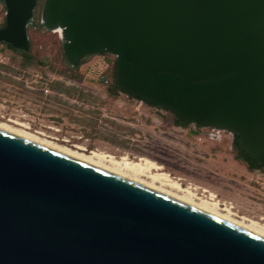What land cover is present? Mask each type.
I'll list each match as a JSON object with an SVG mask.
<instances>
[{"label": "water", "instance_id": "95a60500", "mask_svg": "<svg viewBox=\"0 0 264 264\" xmlns=\"http://www.w3.org/2000/svg\"><path fill=\"white\" fill-rule=\"evenodd\" d=\"M3 3L0 42L28 51L37 0ZM39 24L69 65L112 54L120 89L264 161V0H43ZM0 264H264V236L0 128Z\"/></svg>", "mask_w": 264, "mask_h": 264}, {"label": "rangeland", "instance_id": "374dc122", "mask_svg": "<svg viewBox=\"0 0 264 264\" xmlns=\"http://www.w3.org/2000/svg\"><path fill=\"white\" fill-rule=\"evenodd\" d=\"M42 2L27 27L34 61L24 66L18 52L0 44V122L74 151L147 158L183 187H197L199 196L211 191L221 204L232 205L237 217L264 224V168L249 170L234 157L232 132L193 123L176 126L171 112L124 92L106 97L115 56L93 54L77 68L68 67L59 33L39 24ZM4 20L0 0V25ZM76 90L89 93L76 101Z\"/></svg>", "mask_w": 264, "mask_h": 264}, {"label": "bare ground", "instance_id": "6f19581e", "mask_svg": "<svg viewBox=\"0 0 264 264\" xmlns=\"http://www.w3.org/2000/svg\"><path fill=\"white\" fill-rule=\"evenodd\" d=\"M55 32L59 33L60 29H56ZM13 123L27 129V126L24 124H21L19 122ZM0 128L24 136L48 147L57 149L74 157L92 163L96 166L102 167L106 170L137 181L141 184L149 186L153 189L161 191L165 194L173 196L177 199H180L184 202H187L191 205L222 217L223 219L240 225L261 236H264L263 223L247 217H237L236 214L232 212L233 206L226 203L221 204L216 194L211 191L204 189V194L199 196V194L197 193V187L191 184L183 187L180 183V179L173 178L168 172L163 169L162 166L147 158L139 157L136 160H130L126 156L117 158L100 150H94L86 153L85 149L83 148H78L77 151H74L64 146H60L53 141L40 138L34 134H31L22 129L15 128L14 126H10L9 124L3 122H0Z\"/></svg>", "mask_w": 264, "mask_h": 264}, {"label": "trees", "instance_id": "16d2710c", "mask_svg": "<svg viewBox=\"0 0 264 264\" xmlns=\"http://www.w3.org/2000/svg\"><path fill=\"white\" fill-rule=\"evenodd\" d=\"M3 1V0H2ZM40 0H37V3L39 2ZM36 3V4H37ZM5 24V20L3 21V23L0 25V27H2L3 25ZM35 24H38V23H35ZM39 25V24H38ZM0 44H3L4 46L10 48L12 51L14 52H18L21 57H22V63L24 66L26 65H29L31 64L34 60L32 58V56L30 55L29 53V50H30V47H31V42L29 41V49L28 51H20L18 49H15L13 48L11 45L9 44H6V43H3V42H0ZM101 54H105V53H101ZM85 59V57L83 59H81L80 63L83 62V60ZM66 62V61H65ZM79 63V64H80ZM66 64L68 65V67H70L71 65H69L67 62ZM78 64V65H79ZM77 65V66H78ZM77 66H71L70 68H77ZM115 67H116V59H114L113 61V66H112V73H111V77H112V81H111V84H110V88H111V95L113 97H116L118 95L119 92H124L126 93L125 91H123L122 89H120L116 82H115ZM127 95L131 96V97H134L136 99H139V100H142L132 94H129V93H126ZM143 102L149 104V105H152V106H155V107H158L154 104H150L144 100H142ZM158 108H162V107H158ZM164 110H167L169 112H171L174 116V119H173V124L176 125V126H181V127H187L190 122L186 121L185 119H183L182 117H180L179 115H177L176 113H174L173 111L167 109V108H162ZM197 127H200L199 125H196ZM232 147H233V150H234V157L242 162L245 163L246 167L249 169V170H254V169H263L264 168V161L262 162H257L255 161L253 158H251L248 154H246L244 152V150L241 148L240 144H239V141H238V137L239 135L235 132H232Z\"/></svg>", "mask_w": 264, "mask_h": 264}, {"label": "flooded vegetation", "instance_id": "af4514ba", "mask_svg": "<svg viewBox=\"0 0 264 264\" xmlns=\"http://www.w3.org/2000/svg\"><path fill=\"white\" fill-rule=\"evenodd\" d=\"M59 78H61V79L63 80L62 77H59ZM85 92L89 93L88 91L76 90V96H77V100H76V101H79V100L84 99V98L81 97V94H83V93L85 94ZM105 93H106V97H108V96H112V95H111V88H110V87H107V88L105 89ZM119 93H121V92H119ZM112 97H113V96H112Z\"/></svg>", "mask_w": 264, "mask_h": 264}, {"label": "built area", "instance_id": "2783aa9c", "mask_svg": "<svg viewBox=\"0 0 264 264\" xmlns=\"http://www.w3.org/2000/svg\"><path fill=\"white\" fill-rule=\"evenodd\" d=\"M140 101H142V100H140ZM143 102V101H142ZM212 127V126H211ZM213 129H217V130H219V129H222V128H216V127H213ZM211 135H214V133H211Z\"/></svg>", "mask_w": 264, "mask_h": 264}]
</instances>
